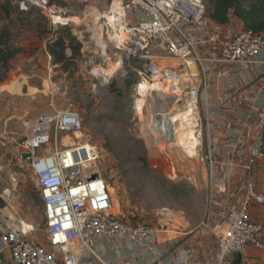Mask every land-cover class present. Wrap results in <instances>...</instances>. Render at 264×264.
I'll list each match as a JSON object with an SVG mask.
<instances>
[{
    "label": "built area",
    "instance_id": "obj_1",
    "mask_svg": "<svg viewBox=\"0 0 264 264\" xmlns=\"http://www.w3.org/2000/svg\"><path fill=\"white\" fill-rule=\"evenodd\" d=\"M48 2L29 0V6L46 9ZM234 20L237 28L230 31L227 24L209 16L204 0H114L101 24L105 64L121 71L135 63L139 98L158 94L174 101L167 113L153 114L151 136L171 161V176L183 173L208 195L209 209L198 229L211 241V255L200 261V250L188 251L192 264H233L238 255L241 264H250L248 248L264 249V226L253 215L264 205L253 174L264 159V68L248 83L255 86L254 99H246L255 111L243 124L235 148L224 144L212 149L205 144L203 112L212 98V82L222 71L232 78L240 69L262 63L264 31L255 32ZM142 85L149 88L144 94ZM155 85L159 91H153ZM237 95V87H228L226 101L232 104ZM134 109L140 119L147 105L139 110L135 102ZM173 115L180 117L176 120ZM53 121L55 138L64 134L75 137L74 143L57 145L38 156L34 142L49 136L43 134L47 128L39 127L40 135L22 145L43 198L48 244L36 241L35 227L6 205L10 193L5 190L0 195V264H7L5 253L13 264H80L83 255L108 264L95 248L102 238L128 240L133 258L140 250L156 254L159 237L174 230H169V224H134L115 213L101 151L89 138L78 137L85 135L82 114L62 110ZM182 157L189 163L203 161L205 177L183 171Z\"/></svg>",
    "mask_w": 264,
    "mask_h": 264
},
{
    "label": "rangeland",
    "instance_id": "obj_2",
    "mask_svg": "<svg viewBox=\"0 0 264 264\" xmlns=\"http://www.w3.org/2000/svg\"><path fill=\"white\" fill-rule=\"evenodd\" d=\"M113 1L49 0L47 8L41 9L31 8L29 0H0V33L8 31L12 44L23 49L0 83V195L8 190L6 205L35 227L34 238L44 245L48 241L43 198L22 145L40 135L41 124L48 130L43 134L49 136L34 142L38 156L57 145L74 143L75 137L64 134L55 138L53 119L62 110L82 114L85 135L78 137L89 138L101 151L115 213L134 224H169V230H174L171 235L184 236L190 225L203 221L209 209L205 191L183 173L171 176V161L162 153L163 147L158 149L152 141L153 114L167 113L173 99L148 95L144 98L147 110L139 119L134 109L139 99L136 64L115 71L103 61L99 36ZM60 37L80 47L66 71L54 64L48 50V43ZM72 52V48L67 51L69 56ZM182 160L180 165L188 163ZM259 180L264 190V165Z\"/></svg>",
    "mask_w": 264,
    "mask_h": 264
},
{
    "label": "crops",
    "instance_id": "obj_3",
    "mask_svg": "<svg viewBox=\"0 0 264 264\" xmlns=\"http://www.w3.org/2000/svg\"><path fill=\"white\" fill-rule=\"evenodd\" d=\"M226 27L232 31L237 28V23L231 19ZM260 61L262 63H259L258 67L240 69L232 78H228L226 73L222 71L212 82V98L210 102L205 104L207 112H203L206 147H209L210 144V148L214 149L227 144L235 148L234 146L237 145L239 135L244 128L243 124L249 121L250 116L255 111L252 101L246 100L254 99L255 86L253 84V87H248V83L258 76L261 67L264 68V53ZM230 86H235L238 90V95L232 104L226 101V91ZM228 123L231 124V128H226ZM40 127L45 128L42 124ZM263 165L264 159L257 164L253 174L259 190L264 195V190L259 187V177ZM182 168L183 171L193 172L200 179L205 177V165L201 160L185 163ZM253 215L254 219L264 226V205L257 207ZM201 223L190 225L189 231L184 236L164 233L158 239L156 254H147L140 250L136 258H133L128 240L112 238L100 239L95 244V248L101 259L108 264H192L194 261L188 259L187 252L196 250H200V261H206L211 255L210 246L213 245L206 234L198 229ZM262 242L264 243V236ZM248 253L250 264H264V249L250 246ZM4 256L7 264H13L8 253H5ZM80 264H101V262L90 255H83Z\"/></svg>",
    "mask_w": 264,
    "mask_h": 264
},
{
    "label": "trees",
    "instance_id": "obj_4",
    "mask_svg": "<svg viewBox=\"0 0 264 264\" xmlns=\"http://www.w3.org/2000/svg\"><path fill=\"white\" fill-rule=\"evenodd\" d=\"M208 8L209 16L222 25H226L231 18L240 20L244 27L255 32L264 31V0H204ZM64 37L51 40L48 50L53 57L54 64L66 71L80 54V47H73ZM72 48L69 56L67 51ZM23 52V49L15 47L9 32L3 30L0 33V83L7 79L12 67L11 62Z\"/></svg>",
    "mask_w": 264,
    "mask_h": 264
},
{
    "label": "bare ground",
    "instance_id": "obj_5",
    "mask_svg": "<svg viewBox=\"0 0 264 264\" xmlns=\"http://www.w3.org/2000/svg\"><path fill=\"white\" fill-rule=\"evenodd\" d=\"M34 1V0H33ZM117 5H118V2H117ZM98 12V11H97ZM96 12V13H97ZM94 15V14H93ZM88 16V15H87ZM98 19H101V18H98ZM99 39H100V37H99ZM99 43L102 45V48H105V46H104V44H103V41L102 42H100L99 41ZM105 55V54H104ZM11 89H12V91H13V89H14V86H11ZM140 89H141V91H142V93L144 94L149 88L148 87H146L145 85H142L141 87H140ZM153 91H159V87H157V85H155L153 88ZM7 90V89H6ZM20 91V90H19ZM12 93V92H11ZM21 95V94H20ZM145 97V96H144ZM157 99H158V97H157ZM149 100V99H148ZM153 101V100H152ZM151 101V102H152ZM150 102V101H149ZM156 102V101H155ZM145 104H146V101H145V99L144 98H139V99H137L136 100V105H137V109H139V110H142L144 107H145ZM158 104V103H157ZM163 112V111H162ZM175 117V119L177 120L180 116L179 115H177V116H174Z\"/></svg>",
    "mask_w": 264,
    "mask_h": 264
},
{
    "label": "water",
    "instance_id": "obj_6",
    "mask_svg": "<svg viewBox=\"0 0 264 264\" xmlns=\"http://www.w3.org/2000/svg\"><path fill=\"white\" fill-rule=\"evenodd\" d=\"M28 92V88L25 89L24 93H27ZM1 206V204H0ZM242 263V256L241 255H238L237 256V259L235 261V264H241Z\"/></svg>",
    "mask_w": 264,
    "mask_h": 264
},
{
    "label": "clouds",
    "instance_id": "obj_7",
    "mask_svg": "<svg viewBox=\"0 0 264 264\" xmlns=\"http://www.w3.org/2000/svg\"><path fill=\"white\" fill-rule=\"evenodd\" d=\"M237 259V258H236ZM234 264H235V262H234Z\"/></svg>",
    "mask_w": 264,
    "mask_h": 264
}]
</instances>
